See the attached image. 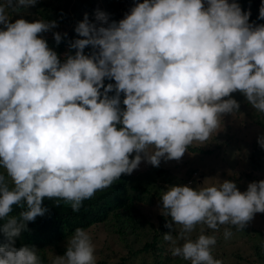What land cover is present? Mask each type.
<instances>
[{
  "label": "clouds",
  "instance_id": "9594fccd",
  "mask_svg": "<svg viewBox=\"0 0 264 264\" xmlns=\"http://www.w3.org/2000/svg\"><path fill=\"white\" fill-rule=\"evenodd\" d=\"M36 3L0 0V264H46L35 246L16 243L28 222L49 211L45 199L78 212L142 161H179L238 112L232 93L264 113V23H250L237 0H137L119 21L97 9L100 26L85 13L63 62L40 35L56 20L11 19ZM53 37L59 45L61 33ZM257 143L264 148V135ZM160 199L170 254L223 264L212 255L215 233L221 225L243 231L264 213V179L243 192L232 180L170 185ZM198 225L214 234L200 227L193 238ZM232 235L226 227L225 240ZM47 264H97L90 233L76 228Z\"/></svg>",
  "mask_w": 264,
  "mask_h": 264
},
{
  "label": "rangeland",
  "instance_id": "374dc122",
  "mask_svg": "<svg viewBox=\"0 0 264 264\" xmlns=\"http://www.w3.org/2000/svg\"><path fill=\"white\" fill-rule=\"evenodd\" d=\"M41 1L43 4H40ZM248 1L237 0L241 6ZM253 1L256 3L250 10L249 22L264 23V20L258 19L259 7L264 0ZM135 2L137 0H114L113 17L119 15L118 20L124 18L125 13L130 11ZM104 5L101 0H96L93 7L108 14L110 20V11L104 8ZM85 13L84 9L79 8L78 0H37L33 6L21 7L11 19L13 22L20 17L30 22L39 19L56 20L58 27L46 32L45 36L41 35L46 41H50L54 39L53 31L60 32L61 35L73 32L78 23L76 15L81 16ZM93 22L100 26L99 22L95 21V15ZM54 43H49V46L55 51ZM232 97L239 102L240 108L234 115L226 114L222 117L224 128L212 140L202 146L194 143L179 161L161 159L159 167L142 161L131 173L129 187L137 185L144 189L130 190L133 196H137L136 210H120L116 216L110 215L104 222L86 229L95 245L96 261L106 260L109 264H116L119 257L125 255L127 251L135 252L145 242L151 240L158 223L157 215L161 213V192L167 190L170 185H189L195 188L205 179L209 183L232 180L243 192L246 191L248 183L264 179V148L259 154L261 159L257 161L258 168L254 167L255 162H251L252 139L256 140V136L264 135V127L260 126V122H264V113L256 112L241 93H232ZM194 148L202 151H195ZM179 227L176 226L177 229ZM200 227H205V234H214L206 226L198 225L192 234L193 238L199 234ZM226 227L233 233L227 240L223 236ZM175 235L173 232V236ZM215 235L217 243L212 248V255L223 264H264V250L261 248V242L264 241V213L255 214L254 219L243 231H237L235 226L221 225ZM65 244L66 238L44 252L47 257L50 251L55 255H61ZM171 257L173 256L170 254L169 258ZM185 262L187 261L180 264ZM176 263L174 259L173 264ZM128 264H144V261L138 256Z\"/></svg>",
  "mask_w": 264,
  "mask_h": 264
},
{
  "label": "trees",
  "instance_id": "16d2710c",
  "mask_svg": "<svg viewBox=\"0 0 264 264\" xmlns=\"http://www.w3.org/2000/svg\"><path fill=\"white\" fill-rule=\"evenodd\" d=\"M96 0H78L79 8H82L88 13L89 19L93 21L96 9L93 7ZM105 5L104 8L110 11V20H118L119 15L116 18L113 17L114 0H101ZM119 1V0H117ZM255 1L249 0L248 3L242 4L241 8L243 11H250L255 5ZM43 4V1L40 2ZM75 15V14H74ZM76 15V20L79 22L83 19V15ZM75 29V28H74ZM45 33L40 35L45 36ZM79 38L78 35L73 32L68 34L66 37L62 34V39L59 45L56 44L55 40L47 41L54 43L56 46L55 51L58 57L63 62L64 54L69 52L68 44L69 41ZM52 48L51 46H49ZM73 53L75 50H71ZM85 54L90 53L91 48H85ZM107 83H115L114 80L110 81L105 79V85ZM114 93H109L113 95ZM123 99V94L121 96ZM123 107V105H121ZM260 126L264 127V122H260ZM264 129V128H263ZM259 136H256L258 138ZM252 154L251 162H255V168H258V162L260 161V153L263 148L257 144V139H252ZM195 151L201 152L202 150L194 148ZM205 152V151H204ZM208 153V152H206ZM258 161V162H257ZM131 175V174H130ZM130 175L122 174L118 181H116L111 187L106 188L102 191H98L94 197L83 202L82 207L78 212H73L71 206L63 201L60 202V206L56 207L55 200L45 199L43 206L48 208V212L44 216H38L35 221L28 222L27 230L21 233V236L17 238V246L23 244L33 245L40 250L42 258L47 264V254L44 252L46 249L54 247L62 242L67 236L71 235L76 228L88 229L89 227L104 222L110 215L116 216L120 210L133 209L136 210V199L137 196H133L130 190H141L144 191L140 186L131 185L129 187ZM19 208H14L13 215L18 214ZM169 217L163 216L161 213L157 215V227L154 230L151 240L144 243V245L136 250L127 251L123 256H120L116 264H128L134 258L140 256L144 261V264H173V260L177 261L176 264L184 262L179 257H170L169 254V242L163 239L165 233L169 232L170 229L165 227L166 221ZM3 221H0V227H2ZM6 242V237L0 231V245ZM65 249H63L64 253ZM62 253V254H63ZM168 253V254H167ZM97 264H109L106 260H97ZM184 264H190L189 261Z\"/></svg>",
  "mask_w": 264,
  "mask_h": 264
}]
</instances>
